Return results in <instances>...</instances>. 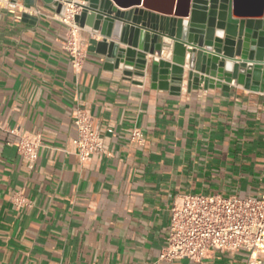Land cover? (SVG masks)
Here are the masks:
<instances>
[{"label": "crops", "instance_id": "1", "mask_svg": "<svg viewBox=\"0 0 264 264\" xmlns=\"http://www.w3.org/2000/svg\"><path fill=\"white\" fill-rule=\"evenodd\" d=\"M18 3L0 6V264H248L243 252L199 263L160 256L181 196L264 195V93L236 81L229 92L190 91L186 62L173 95L107 68L104 38L88 27L76 71L63 48L68 27L41 3V16ZM77 109L103 131L109 156L79 161ZM136 127L142 145L130 141ZM11 130L41 135L33 169Z\"/></svg>", "mask_w": 264, "mask_h": 264}, {"label": "water", "instance_id": "2", "mask_svg": "<svg viewBox=\"0 0 264 264\" xmlns=\"http://www.w3.org/2000/svg\"><path fill=\"white\" fill-rule=\"evenodd\" d=\"M64 15L104 38L97 52L106 67L126 77L149 76L161 90L180 95L189 64L188 90L231 84L264 93V0H12ZM22 19L37 20L23 14Z\"/></svg>", "mask_w": 264, "mask_h": 264}, {"label": "built area", "instance_id": "3", "mask_svg": "<svg viewBox=\"0 0 264 264\" xmlns=\"http://www.w3.org/2000/svg\"><path fill=\"white\" fill-rule=\"evenodd\" d=\"M17 5L19 3L12 0H0V6ZM35 13L42 15L41 10H35ZM79 13L80 10L67 5L64 15L54 12L51 16L69 29L63 48L71 56L76 71L82 69L86 58L80 39L82 28L75 22V16ZM74 124L76 137L72 144L81 163H88L96 156L110 155L104 133L95 126L89 113L77 109ZM9 133L18 137L15 143L17 152L33 169L42 147L41 135L22 133L20 130H11ZM106 133L114 132L107 129ZM130 141L142 145L145 141L143 131L134 128L130 133ZM15 203L22 206L27 204V200L18 197ZM213 252H243L248 255V264H264V195L239 198L218 194H186L175 201L167 245L160 258L169 262L190 260L199 263Z\"/></svg>", "mask_w": 264, "mask_h": 264}]
</instances>
